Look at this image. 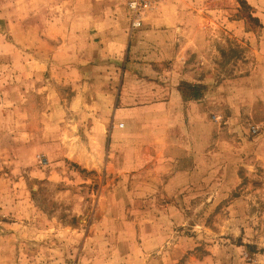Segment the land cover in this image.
<instances>
[{
  "label": "rangeland",
  "instance_id": "1",
  "mask_svg": "<svg viewBox=\"0 0 264 264\" xmlns=\"http://www.w3.org/2000/svg\"><path fill=\"white\" fill-rule=\"evenodd\" d=\"M130 1L0 0V264H264V0H198L205 115L166 119L158 159L88 117L164 0Z\"/></svg>",
  "mask_w": 264,
  "mask_h": 264
},
{
  "label": "crops",
  "instance_id": "2",
  "mask_svg": "<svg viewBox=\"0 0 264 264\" xmlns=\"http://www.w3.org/2000/svg\"><path fill=\"white\" fill-rule=\"evenodd\" d=\"M197 4L198 0H164L158 10L145 19L139 32L132 36L134 40L127 53L129 59L122 67L120 89L116 97L109 93L102 94L104 105L88 116L94 125L91 130L96 128L103 135L106 126L112 120L111 138L123 136L136 139L138 132L132 134V131L135 130L134 124L138 123L141 130L139 133L142 135H138L140 142L136 140V143L142 145L143 138L150 137L151 140L146 139V144L155 155L160 152L158 150L160 140L156 137L162 136L158 130L165 129L166 119L169 130L173 127L180 128L189 118L196 122V126L203 121L205 97L202 90L199 93L197 86V93L188 97L181 89V82L185 76L188 77L183 76L188 74L187 58L194 53L200 55L203 49L204 40L199 39L198 15L195 10ZM166 62L168 69L164 72L161 66ZM144 71L151 75L150 88L147 87V80L134 75L141 73L142 76ZM137 105L141 107H136ZM54 112L59 116L57 106ZM139 116L148 117L138 119ZM142 120H147L148 123ZM121 121L124 128L118 129L117 124ZM149 124L151 126L145 128V125ZM168 144H172L171 140H168ZM114 148L117 152L122 149L121 145ZM136 152L141 153L139 150ZM111 156L118 157L113 148ZM155 159H158V154Z\"/></svg>",
  "mask_w": 264,
  "mask_h": 264
},
{
  "label": "built area",
  "instance_id": "3",
  "mask_svg": "<svg viewBox=\"0 0 264 264\" xmlns=\"http://www.w3.org/2000/svg\"><path fill=\"white\" fill-rule=\"evenodd\" d=\"M155 1L156 0H131L129 2V7L133 11L134 17L137 18L140 16L142 8L150 7ZM134 25H138V23L136 22Z\"/></svg>",
  "mask_w": 264,
  "mask_h": 264
}]
</instances>
